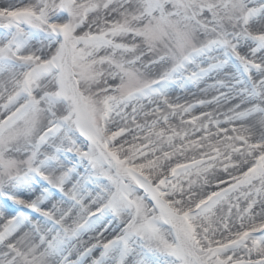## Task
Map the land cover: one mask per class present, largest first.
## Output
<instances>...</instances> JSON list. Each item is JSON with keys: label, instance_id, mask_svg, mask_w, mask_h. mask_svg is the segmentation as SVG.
I'll return each mask as SVG.
<instances>
[{"label": "snow or ice", "instance_id": "snow-or-ice-1", "mask_svg": "<svg viewBox=\"0 0 264 264\" xmlns=\"http://www.w3.org/2000/svg\"><path fill=\"white\" fill-rule=\"evenodd\" d=\"M100 7L0 0V264H264V37L203 68L156 56L132 91L110 38L137 33L93 31Z\"/></svg>", "mask_w": 264, "mask_h": 264}, {"label": "rangeland", "instance_id": "rangeland-1", "mask_svg": "<svg viewBox=\"0 0 264 264\" xmlns=\"http://www.w3.org/2000/svg\"><path fill=\"white\" fill-rule=\"evenodd\" d=\"M101 7L90 14L89 22L95 18L93 31L100 27L120 24L128 31L137 33L129 36L120 33L110 39L123 45L117 49L113 63L121 64L126 75L138 86L151 81L156 69L147 65L156 56H166L171 63L199 53V67L221 64L225 53L243 60L242 48L257 47L264 37V0H98ZM107 3V7L103 5ZM176 11L178 16H169ZM138 17V19H134ZM179 21V22H177ZM159 25L160 35L152 38L150 29ZM113 54L112 48L95 53L97 59ZM219 56V57H218ZM215 59V60H214ZM203 60V63L200 61ZM135 61V63H131ZM99 75L82 81L83 91L105 87V79L112 70L111 65L96 64ZM191 68L189 69V73ZM189 73H185L188 75ZM216 74L212 73V76ZM215 77V76H214ZM175 95V93H173ZM196 98H199L197 95ZM190 100L193 99L191 96Z\"/></svg>", "mask_w": 264, "mask_h": 264}, {"label": "bare ground", "instance_id": "bare-ground-1", "mask_svg": "<svg viewBox=\"0 0 264 264\" xmlns=\"http://www.w3.org/2000/svg\"><path fill=\"white\" fill-rule=\"evenodd\" d=\"M243 49V48H242ZM219 57V56H218ZM215 60V59H214ZM216 77V74H214L213 75V77ZM220 77L221 78H225V79H227V77L225 76V74L221 71V73H220ZM191 92H196V96L198 95V96H200V93L196 90V89H189V92L188 93H181L180 95L181 96H185V97H187L188 99L191 97V95H190V93ZM225 105H220L219 107H214V111H220V110H222V108L224 107Z\"/></svg>", "mask_w": 264, "mask_h": 264}]
</instances>
